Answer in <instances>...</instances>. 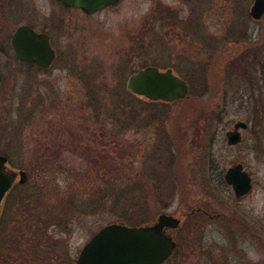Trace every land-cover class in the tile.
<instances>
[{"label": "rangeland", "instance_id": "rangeland-1", "mask_svg": "<svg viewBox=\"0 0 264 264\" xmlns=\"http://www.w3.org/2000/svg\"><path fill=\"white\" fill-rule=\"evenodd\" d=\"M4 1L8 28L48 27L61 14L56 0ZM193 2L121 0L76 13L73 28L88 24V32H51L60 50L51 68L0 52V154L27 174L4 202L0 264H75L102 226L149 223L162 212L182 220L165 264H264V26L243 13L251 0H216L217 10H231L210 19ZM159 3L179 14L161 20ZM153 63L172 67L188 95L167 103L124 88ZM256 87L257 99L239 100ZM219 102L237 118L262 116L247 132V149L231 158L247 161L259 179L238 200L210 175L209 129L198 135L202 111ZM38 141L52 144L47 154Z\"/></svg>", "mask_w": 264, "mask_h": 264}, {"label": "water", "instance_id": "water-1", "mask_svg": "<svg viewBox=\"0 0 264 264\" xmlns=\"http://www.w3.org/2000/svg\"><path fill=\"white\" fill-rule=\"evenodd\" d=\"M68 6L79 7L91 13L119 0H60ZM264 12V0H254L250 15L258 18ZM12 45L21 60L35 62L43 67L50 65L54 51L45 34L34 32L21 25L12 35ZM126 88L148 100L172 102L187 95L186 81L174 73L172 68L160 69L153 65L140 68L130 74ZM7 156L0 154V209L7 191L18 178L22 183L27 174L23 169H11ZM239 167L229 168L226 179L233 184L237 197L250 189L249 179L239 172ZM179 218L160 213L151 224L127 225L111 222L102 226L82 247L75 264H162L176 246V239L165 233V228L175 229Z\"/></svg>", "mask_w": 264, "mask_h": 264}, {"label": "flooded vegetation", "instance_id": "flooded-vegetation-1", "mask_svg": "<svg viewBox=\"0 0 264 264\" xmlns=\"http://www.w3.org/2000/svg\"><path fill=\"white\" fill-rule=\"evenodd\" d=\"M56 1H57V7L60 8L61 10V14H56L57 11L53 10V13L56 15H54L52 19L50 20V24L48 25V27L45 26V27L37 28L33 23L25 22V23H20L16 26L10 25V28H8L9 26L8 25L9 24L8 15L10 14V10H9L10 8H7V7L9 3L7 1L0 0V52L7 54L8 57L12 58V60H15L16 62L25 64L27 66H35L36 68H41V69L51 68L56 63V60L58 58V53L60 51L59 48L55 45L54 37L52 36L51 32H69V33L88 32V29L86 28L88 24H85V28H79V29L73 28L75 21H76L75 20L76 13H79V14L81 13L85 16L91 15L102 9L115 7L116 5L120 3L121 0L114 5H108L104 8L98 9L91 13L85 12L79 7L65 5L60 0H56ZM213 1L214 0H194L193 6H194L195 13H197V15H200L201 16L200 18L202 19H210L211 15L216 16L217 12H219L220 15L221 14L225 15L226 13L229 14V11L231 10V8L228 11L226 9L224 11V8H222L223 3H220L221 10H217V2L216 0L215 2ZM253 1L254 0H251L249 6H248V2L246 3L243 13L247 16V18L249 17L251 20L258 22L260 24L259 26L263 28L264 12L256 19L250 15V9L253 4ZM158 5H159L158 8H160L162 11L160 12V16H159V18L161 17L160 18L161 20H162V16L166 17L168 20H174V17H176L179 14V13L172 12L173 8L169 6H165L161 3H159ZM153 9H156V6H154ZM68 17H70V19H68ZM64 20L70 21L71 24L70 23L67 24L66 27L64 25H61ZM21 25H27L31 29H33L34 32L45 34L47 36L48 43L50 47L52 48V50L54 51V58L52 59L49 66L43 67L35 62L21 60L16 55L15 49L12 45V35L14 32H16V29ZM66 37H68V35H66ZM210 62L212 66L213 65L215 66L217 63L216 57L215 58L213 57V59ZM151 65L161 68L160 66L154 63ZM166 68H172V67L169 66ZM166 68H161V69H166ZM253 90H255V92L254 91L250 92L247 90L244 91L243 93L247 94V95L245 94L246 97L245 95L240 93L241 95L239 94L240 96L238 97L239 100H241L242 103L246 100L248 101V99H250V101L252 100L253 102L254 99H257L258 97L257 95L259 93L258 87H256V89L253 88ZM222 98H223V95H222ZM220 106L222 108H220ZM202 112H203L202 118L199 119L200 127H198V135L199 137L204 136L205 131L207 132L209 129V143H210L209 160H210V165H211L210 175L212 176L214 180H221V181L223 180L222 182L226 183L227 186L229 185L231 191L234 193L233 184L227 182L226 173L229 168L239 167L238 168L239 172L245 174L250 182V189L247 191V193H245L241 197L244 198L250 195L251 192H253L254 190L256 181L258 182L259 180L257 177V174L254 173V170L248 167L247 161H244L242 159L231 160V158L234 155H240L238 152H236V150L241 152L247 149V143L245 142L247 132L249 129L250 131L253 129L254 123L260 126L259 125L261 123L260 117L262 116L258 114H256V116L254 114L253 115L251 114V115H248L249 116L248 118H240V117L237 118V116L234 117L232 115L234 112L233 109H228L225 107V105L222 106L220 102L216 104V107L210 108ZM245 112H247L248 114L249 109L247 108ZM205 127H207L208 129ZM48 143H49L48 145H44L43 142L38 141V144L43 145L42 147H44L43 148L44 155L47 154L48 152L47 150L52 147V144L50 142ZM260 149L261 148H259L258 150ZM228 158L230 160L228 162L229 164L227 166L221 165V164L226 163V160H228ZM258 161H259L258 163L263 164L262 158L258 159ZM262 168L260 170H262ZM241 197L235 196L237 200ZM5 199L6 197L4 198V202H5ZM3 209H4V203H3V206L0 212V217L2 215ZM196 211L198 213H201L202 215H207L210 218L214 216V215H210L206 210H204L201 207H198ZM157 216L158 214H156L154 219L151 221L152 223L155 221ZM181 222L182 220L180 219L179 227L177 228L181 227ZM177 230L178 229H176V231ZM176 231L170 228H165V232L172 234V235L174 234L177 240L174 251L176 250L177 247H179V240L176 237ZM257 240L260 241V239H257ZM259 244H261V242ZM174 251L172 252L170 257L173 255ZM168 260L169 259H167L163 264H165Z\"/></svg>", "mask_w": 264, "mask_h": 264}, {"label": "trees", "instance_id": "trees-1", "mask_svg": "<svg viewBox=\"0 0 264 264\" xmlns=\"http://www.w3.org/2000/svg\"><path fill=\"white\" fill-rule=\"evenodd\" d=\"M124 88H125V87H124ZM132 201H133V200L130 198V199H129V202H132Z\"/></svg>", "mask_w": 264, "mask_h": 264}]
</instances>
